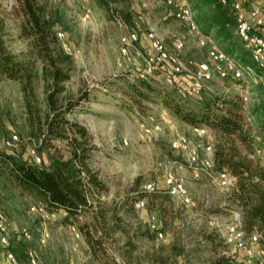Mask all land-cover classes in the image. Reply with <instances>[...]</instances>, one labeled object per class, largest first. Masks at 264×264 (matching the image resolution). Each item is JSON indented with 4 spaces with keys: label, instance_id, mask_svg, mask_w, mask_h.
<instances>
[{
    "label": "rangeland",
    "instance_id": "rangeland-1",
    "mask_svg": "<svg viewBox=\"0 0 264 264\" xmlns=\"http://www.w3.org/2000/svg\"><path fill=\"white\" fill-rule=\"evenodd\" d=\"M55 1L60 4L67 25L65 35L59 41L74 61L67 89L74 96L83 90L90 95V99L82 101L71 114L93 137L95 148L91 166L106 186L92 191L90 199L95 209L101 208L105 212L107 225L119 222L133 233L145 230L154 222L163 236L156 235L154 240L142 235L134 237L137 248L127 255L124 251L128 249L125 245L128 236L120 229L112 231L106 249L114 261L103 263L92 255L81 232L77 237L59 219H43L40 212L31 211V198L21 195L9 179L4 180L1 176L0 209L12 223L10 245L19 243L20 234L26 229L32 238L21 242L27 245V251L34 250L40 264H152L153 253L169 255L164 264H226L218 262L221 257L233 260L234 264H252L255 258L264 256L263 245L252 247L242 236L230 231L232 223L241 218L239 208L228 203L226 191L215 182V164L212 171L202 167L206 155L201 145L210 143L216 150L220 138L217 131L204 125L207 133L198 136L193 131L195 126L178 119L165 106L162 96L147 90L139 80L144 79L163 91L175 86L183 92L180 94L185 99H196L186 91L196 64L207 60L206 49L196 46L198 38L207 35L201 26L198 32H192L175 18L176 4L169 0H117L116 6L126 14L125 20L120 12L126 26H120L105 11L95 9L91 0ZM16 5L17 0H0V13L8 21L9 46L20 53L27 50L28 42L19 37L20 18L14 11ZM202 12L198 10L194 15ZM151 31L172 51L176 40L184 42L179 51L184 72L176 76L174 84L165 81V70L141 77L143 57L132 50L131 58L127 59L120 51L121 37L126 33H138L140 41L137 45L147 53L150 50L147 34ZM252 67L256 69L253 78L221 80L214 75L206 90L239 99L244 108L246 128L255 138L256 155L264 157V130L257 124V115L251 112L264 107V72ZM256 73L261 78L255 77ZM137 89L144 95H137ZM36 92L41 100L44 97L41 82ZM150 117L158 119L161 129L145 132L143 124H150ZM13 135H17V139L9 146L7 141ZM181 136L189 139V147H198L196 165L189 163L187 152L172 146ZM34 141L37 142V138L31 140L29 135L20 85L0 78V149L20 150L27 146L29 153L34 150L42 159L43 155L33 147ZM169 174L187 187L192 198L190 204L182 203L169 193L166 182ZM149 183L155 185L156 191L145 190ZM161 193L168 198H154ZM141 200L145 205L138 207ZM91 217L86 214L88 220ZM44 227L50 236L42 243L39 232ZM150 229L155 231L151 226ZM173 243L184 252L171 254ZM0 249H4L1 244ZM249 249L253 250L252 254L247 252Z\"/></svg>",
    "mask_w": 264,
    "mask_h": 264
},
{
    "label": "trees",
    "instance_id": "trees-1",
    "mask_svg": "<svg viewBox=\"0 0 264 264\" xmlns=\"http://www.w3.org/2000/svg\"><path fill=\"white\" fill-rule=\"evenodd\" d=\"M91 1L95 9L103 10L115 19L121 18L123 13L126 20L124 11L116 6L117 0ZM190 3L194 14L203 10L201 15L194 16L205 34L212 35L219 45L245 64L255 66L236 33L235 13L230 4L220 0H190ZM14 11L20 18L19 37L27 40L28 48L20 53L10 48L8 21L0 13V78L20 85L29 135L31 140L37 138L33 147L43 158L37 162L27 146L20 150L0 149V180L1 176L4 180L9 179L21 195L31 198L32 203L47 212L58 213L56 220L59 219L61 224L77 226L90 252L101 262L114 261L106 244L112 231L118 229L128 236L125 242L128 249L124 253L131 255L137 248L134 237L142 235L154 240L157 233L156 230L152 232L150 226L130 233L119 222L107 225L105 212L101 208L95 209L90 199L92 191L106 186L91 166L95 146L89 129L71 117L90 95L83 90L74 96L66 86L74 61L57 36L59 31L65 32L67 28L60 4L55 0H17ZM139 80L147 90L161 95L165 106L178 119L193 126H210L217 131L220 138L214 149V164L217 170H227L236 177L228 201L239 208L243 238L252 247L264 246V157L256 155L255 138L246 128L244 108L239 99L218 96L209 90L195 95L187 89L186 92L197 97L190 101L175 86L163 91ZM39 82L44 91L41 100L36 92ZM136 94L144 95L138 89ZM251 112L257 115V124L264 130V107ZM45 152L47 156H44ZM161 194L154 198H168ZM86 214L92 215L90 220ZM20 236L19 240H27L22 232ZM21 241L16 245L9 244L7 248L26 261L27 245ZM170 248L171 254L184 252L176 243ZM169 257L153 253L152 264L167 263ZM218 262L234 264L225 257ZM252 264H264V256L255 258Z\"/></svg>",
    "mask_w": 264,
    "mask_h": 264
},
{
    "label": "built area",
    "instance_id": "built-area-1",
    "mask_svg": "<svg viewBox=\"0 0 264 264\" xmlns=\"http://www.w3.org/2000/svg\"><path fill=\"white\" fill-rule=\"evenodd\" d=\"M220 1L223 4L231 5L235 13L236 33L244 48L249 51L254 63L264 71V0ZM169 2H175L176 4L174 9L175 18L185 24L192 32H198L200 26L195 19L190 0H169ZM116 21L120 26H126V23L122 18L117 17ZM64 35L65 32L62 31L57 33L59 40H61ZM147 36L150 40V50L147 53H144L137 45L140 41L138 33L124 34L121 37L120 46V51L123 57L130 59V54L133 50L136 55H140L144 59V67L140 73L141 77L146 78L158 70H165L167 71L165 81L168 84H174L176 82V76L184 72V66L181 62L179 53V51H181L184 47V42L176 40L175 50L172 51L167 47L166 43L152 31L149 32ZM196 46L206 49L207 60L196 64L193 79L188 85V89L192 94L199 95L202 91L208 89V83L213 80L214 75H217L221 80L231 78L233 80L241 81L244 80L246 76L253 78L255 74L254 68L244 64L235 55L221 47L216 40L211 37V35H201L196 42ZM143 128L145 132L151 133L154 130L161 129V124L157 118L150 117V124H143ZM207 130L208 129L205 126L193 127V131L200 137H203L207 133ZM16 139L17 135H13L11 139L7 141V144L11 146ZM124 143L127 144V140H124ZM172 146L187 152L190 164H197L198 147H189V139L187 137H179L172 143ZM201 148L206 155L202 167L212 171L214 167V147L210 143H203ZM32 152L35 160L37 162H41V157L37 155L34 150H32ZM213 178L217 185L226 191L228 200L236 177L227 170H217V172L213 174ZM166 182L168 184L169 193L177 196L180 201L186 205L191 203L192 198L190 193L182 182L175 181L173 176L170 174L168 175ZM145 190L148 192L154 191L155 185L153 183H149L145 186ZM144 205V200L137 203L138 207H142ZM30 210L40 212L43 219L47 220H54L58 216V213L45 211L37 203H33ZM150 226L152 229L156 230L158 237L163 236V233L158 230L157 225L154 222L151 223ZM240 226L241 218L232 223L230 231L242 236L241 238H243V232ZM70 228L77 237L81 235L75 225L70 226ZM22 233L27 240L32 238V234L26 229H23ZM49 236L50 233L45 227L40 230L39 238L42 243L48 240ZM10 238L11 226L8 216L0 209V244L8 247L10 244ZM247 252L250 254L253 253L252 249H249ZM6 256L10 261V264H40L36 253L32 249H28L27 260L25 262H22L11 250H7Z\"/></svg>",
    "mask_w": 264,
    "mask_h": 264
},
{
    "label": "crops",
    "instance_id": "crops-1",
    "mask_svg": "<svg viewBox=\"0 0 264 264\" xmlns=\"http://www.w3.org/2000/svg\"><path fill=\"white\" fill-rule=\"evenodd\" d=\"M149 45H150V40H149ZM249 65V64H248ZM255 67L258 68L259 70H262L260 69L256 64H255ZM256 70V69H255ZM254 70V71H255ZM263 71V70H262ZM264 72V71H263ZM257 78H261L257 73H256V76ZM10 222V226L12 228V223L11 221ZM8 248L4 246V249H0V264H10V261L8 260L7 256H6V252H7Z\"/></svg>",
    "mask_w": 264,
    "mask_h": 264
}]
</instances>
